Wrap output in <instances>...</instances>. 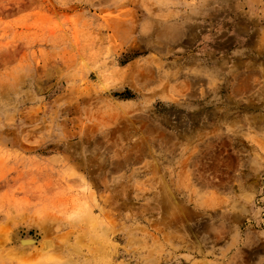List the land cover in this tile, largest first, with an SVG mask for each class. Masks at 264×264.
Returning a JSON list of instances; mask_svg holds the SVG:
<instances>
[{
    "label": "rangeland",
    "instance_id": "rangeland-1",
    "mask_svg": "<svg viewBox=\"0 0 264 264\" xmlns=\"http://www.w3.org/2000/svg\"><path fill=\"white\" fill-rule=\"evenodd\" d=\"M183 254L264 264V0H0V264Z\"/></svg>",
    "mask_w": 264,
    "mask_h": 264
},
{
    "label": "crops",
    "instance_id": "crops-1",
    "mask_svg": "<svg viewBox=\"0 0 264 264\" xmlns=\"http://www.w3.org/2000/svg\"><path fill=\"white\" fill-rule=\"evenodd\" d=\"M235 88L233 89V93H235ZM192 183L195 184V185L199 184L198 182H196V179ZM188 257L189 256L187 254H183V257L181 259V261H182L181 263L182 264H210V263H208V260L203 261V262H201L199 260H194V259H191V260L188 259L187 260Z\"/></svg>",
    "mask_w": 264,
    "mask_h": 264
},
{
    "label": "bare ground",
    "instance_id": "bare-ground-1",
    "mask_svg": "<svg viewBox=\"0 0 264 264\" xmlns=\"http://www.w3.org/2000/svg\"><path fill=\"white\" fill-rule=\"evenodd\" d=\"M161 205V204H160ZM161 207V206H160ZM80 220V219H79ZM95 240V239H94ZM68 255V254H67ZM80 256V255H79Z\"/></svg>",
    "mask_w": 264,
    "mask_h": 264
}]
</instances>
